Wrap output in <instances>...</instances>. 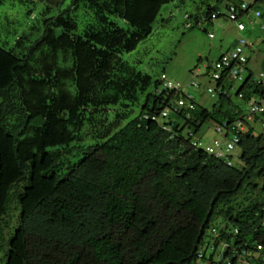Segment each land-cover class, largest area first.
Listing matches in <instances>:
<instances>
[{"label":"trees","instance_id":"16d2710c","mask_svg":"<svg viewBox=\"0 0 264 264\" xmlns=\"http://www.w3.org/2000/svg\"><path fill=\"white\" fill-rule=\"evenodd\" d=\"M175 1L66 0L29 54L0 46V264H264V134L240 136L239 165L195 146L207 123L233 124L264 97V83L248 66L240 87L218 83L212 108L199 101L161 123L185 94L123 58ZM233 2L209 5L190 29ZM83 4L98 20L84 33ZM123 102L139 114L76 147L94 112Z\"/></svg>","mask_w":264,"mask_h":264},{"label":"rangeland","instance_id":"374dc122","mask_svg":"<svg viewBox=\"0 0 264 264\" xmlns=\"http://www.w3.org/2000/svg\"><path fill=\"white\" fill-rule=\"evenodd\" d=\"M62 3L66 5V0H0V46L7 49L12 47L20 56L29 54L31 48L43 37L46 21L58 14ZM215 3L217 0H177L165 6L150 38L135 52L123 56L133 67L131 71L142 72L153 77L155 82L160 81L162 91L166 89L168 82L181 84L186 88L196 82L202 85V88L196 90L195 94L198 100L209 108H212L217 98L208 93V88H214L217 84L211 76L206 75L208 67L213 66L212 73L215 72V67L223 54L234 48L242 39L253 45L247 50L249 67L256 76L264 73V4L259 5L263 17L257 18L255 13H252L251 19L254 24L245 20L248 27L246 32H240L236 24L228 18L226 6L222 9L225 16L216 20L214 24L203 23L197 28L190 29V25L196 23L194 19L201 18L207 7ZM76 19L82 33L98 25L95 13L85 4L77 13ZM211 35L215 37L211 38ZM33 57L41 60V54H35ZM73 65L71 54L61 55L60 66L63 70L71 71ZM41 67L40 65L37 68ZM241 84L242 82H239L237 86L240 87ZM66 86L75 92L72 80H68ZM140 105H133L130 108L123 102L119 106L103 108L101 114L94 112L92 120L84 127L81 140L76 143V147L97 145L109 130L114 132L127 124L121 120L125 118V112L137 116ZM244 108L247 110L248 106ZM255 131L258 136L264 134V124H256ZM217 140H223V137L216 131L215 122L207 123L195 138L196 142L203 143L204 148L213 146ZM240 155L239 150L234 153V162L237 165L240 164ZM212 251L209 250V255ZM4 255L5 253L0 252V256Z\"/></svg>","mask_w":264,"mask_h":264},{"label":"built area","instance_id":"2783aa9c","mask_svg":"<svg viewBox=\"0 0 264 264\" xmlns=\"http://www.w3.org/2000/svg\"><path fill=\"white\" fill-rule=\"evenodd\" d=\"M257 3L258 0H234V2L230 3L228 6V18L236 24L240 32L247 31L246 19L249 20L251 24H254L251 19L252 13H255L257 18L263 16L261 11L257 10ZM213 19L216 21L219 17L216 15ZM214 37V35H211V38ZM252 46L253 45L246 39H242L234 48L223 54L215 67V72L212 73L213 66L208 67L206 75L211 76L212 80L217 84L214 88H208V93L212 95L213 98H218L219 94L223 92V89L218 92V83L221 82L224 77L237 83L245 81L248 75L247 68L250 61L247 50ZM256 79L258 82L264 83V73L260 76H256ZM201 88L202 85L196 82H193L188 88L181 84H174L173 82L166 83V90L182 92L185 94V98L178 103L175 110L171 108L165 110L163 117L160 119L161 123L169 121L170 115L180 109L188 108L189 111H195L198 108L199 102L195 91ZM224 93L226 94L228 92L224 91ZM256 124H264V97H258L251 101L248 104V109L239 116L235 123L216 124V131L223 137V140H217L213 146L207 148H204L203 143L195 141V146L205 149L210 155L229 160V164L232 166L235 162L230 159L231 157L234 159V153L239 148L241 142L240 136L245 133L249 127L255 126ZM164 128L170 131L172 127L164 124ZM215 233H217V230H215ZM202 257L203 255H201V258ZM244 263L249 264L246 262Z\"/></svg>","mask_w":264,"mask_h":264},{"label":"crops","instance_id":"0c3cea01","mask_svg":"<svg viewBox=\"0 0 264 264\" xmlns=\"http://www.w3.org/2000/svg\"><path fill=\"white\" fill-rule=\"evenodd\" d=\"M260 4H264V0H260V1L258 2L257 10H259V5H260ZM259 11H260V10H259ZM262 15H263V14H262ZM262 17H263V16H262ZM236 45H237V44H236ZM236 45H235V46H236Z\"/></svg>","mask_w":264,"mask_h":264}]
</instances>
